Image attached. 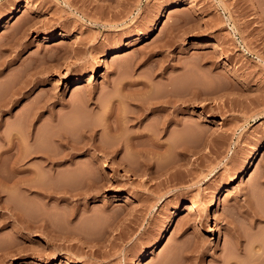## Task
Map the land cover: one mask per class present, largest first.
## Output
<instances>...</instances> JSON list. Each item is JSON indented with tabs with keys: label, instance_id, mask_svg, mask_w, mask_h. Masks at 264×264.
Wrapping results in <instances>:
<instances>
[{
	"label": "rangeland",
	"instance_id": "374dc122",
	"mask_svg": "<svg viewBox=\"0 0 264 264\" xmlns=\"http://www.w3.org/2000/svg\"><path fill=\"white\" fill-rule=\"evenodd\" d=\"M0 21V264H264V0H0ZM126 111L140 153L102 125Z\"/></svg>",
	"mask_w": 264,
	"mask_h": 264
},
{
	"label": "bare ground",
	"instance_id": "6f19581e",
	"mask_svg": "<svg viewBox=\"0 0 264 264\" xmlns=\"http://www.w3.org/2000/svg\"><path fill=\"white\" fill-rule=\"evenodd\" d=\"M20 12H21V9H20V7H19V8L16 9L15 13H20ZM161 17H164V14H161L160 18H161ZM160 18H159V19H160ZM12 19H13V14H11V16L8 17L7 24H8ZM159 19H158V20H159ZM2 24H3V22L0 21V26H1ZM48 36H50V35L48 34ZM48 36H46V39H45V40H48V38H49ZM118 49H119L118 52L121 51V50H120L121 48H118ZM106 56H107V55H106ZM102 69H103L102 66H98V69H97L96 71L99 72V71H101ZM97 72H96V73H97ZM77 83H78V82H77ZM92 90H93V89H92ZM90 92H91V91H90ZM91 93H92V92H91ZM91 93H90V94H91ZM90 94H89V95H90ZM91 96H92V95H91ZM89 98H90V97H89ZM87 101H88V100H87ZM86 103H87V102H86ZM142 103H144V102L142 101ZM142 103H141V104H142ZM158 103H159V102H158ZM90 104H91V103H90ZM150 104H151V103H150ZM150 104H148V105H150ZM86 105H87V104H86ZM86 105H85L84 108H86ZM88 105H89V104H88ZM109 105H110V104H109ZM138 105H139V104H138ZM142 105H144V104H142ZM142 105H141V107H142ZM151 105H152V104H151ZM144 106H147V105H144ZM64 107H65V106H64ZM106 107H107V106H106ZM178 107H179V106H178ZM103 108H105V106H104ZM108 108H110V107H108ZM118 108H119V107H118ZM144 108H145V107H144ZM146 108L148 109L149 107H146ZM64 109H66V108H64ZM87 109H88V108H87ZM92 109H93V108H92ZM121 109H122V108H121ZM147 109H146L145 111H147ZM150 109H152V108L150 107ZM103 110H104V109H103ZM110 110H111V109H110ZM118 110H119V109H118ZM141 110H142V109H141ZM176 110H179V109H176ZM106 111H107V109H106ZM106 111L104 110V112H106ZM120 111H121V110H120ZM145 111H143V113H144ZM156 111H158V110H156ZM109 112H110V111H109ZM112 112H113V111H112ZM122 112H123V111H121V113H122ZM125 113H127V111H126ZM125 113H124V114H125ZM103 114H105V113H103ZM107 114H109V113H107ZM110 114H111V112H110ZM112 114H113V113H112ZM124 114H123V115L121 114L123 118H121V117H120L121 119L118 118V119H119L118 121H117V119H115V121H116L118 127H117V126H116V127L114 126V124H116V123H114L113 121H112V123H111L110 121H107V120H111V119H106V117H105V119H106L107 122H104L105 124H104V123L102 124V125L105 126V129H106L107 134H108L107 136H109V137H110V136H114V137H115V141H116V137H118V138L120 137L122 140H123V139L128 140V138H126V137H128V136H126L125 132L123 133L124 136L121 137L122 130H120V129H122L121 126H123V125L121 124V126H120V125L118 124L119 122L123 121V119L126 120L127 117L130 115L129 113H127L126 116H125L126 118H125V117H124ZM128 114H129V115H128ZM117 115H119V113H118ZM127 115H128V116H127ZM105 116L108 117V115H105ZM109 116H110V115H109ZM119 116H120V115H119ZM108 118H109V117H108ZM128 119H129V118H128ZM128 119L126 120V123H127ZM137 119H138V118H137ZM112 120H114V119H112ZM131 120H132V119H131ZM131 120H130V121H131ZM134 120H135V119H134ZM104 121H105V120H104ZM130 121H129V122H130ZM129 122H128V123H129ZM139 122H140V121H139ZM162 124H163V123H162ZM164 124H165V123H164ZM124 125H126V124H124ZM127 125L129 126V124H127ZM161 126H162V125H161ZM168 126H169V125H168ZM119 127H120V128H119ZM125 127H126V126H125ZM125 127H124V128H125ZM165 127H166V125H165ZM114 128H115L116 130H115ZM147 129H148V128H147ZM147 129H146V131H148ZM161 129H162V128H161ZM124 130H125V129H124ZM126 130H127V129H126ZM126 130H125V131H126ZM144 130H145V129H143V132H145ZM91 131H93V130H90V132H91ZM149 131H150V129H149ZM149 131H148V132H149ZM163 131H164V130H163ZM163 131H162V133H163ZM84 132H85V131H84ZM90 132H89V133H90ZM136 132H137V131H136ZM85 133H86V132H85ZM96 133H97V132H96ZM132 133H135V132H131V134H132ZM152 133H153V132H152ZM83 134H84V133H83ZM149 134H150V133H149ZM149 134H147V133H145V134H144V133H143V134H142V133H139L138 136L136 135L137 137L134 136V135H133V136L131 135V137H129V140H128L127 142L125 141L126 144H124V145H125L124 148L127 147L128 149H130V152H131V153H132L131 150H134V151H135V154L138 153V152L140 151V148H139V145H140V144H139V145L137 144V143H139V142H138V139H139V138H145V137L150 138L151 136H150ZM155 134H156V133H155ZM88 135H91V137L88 136ZM88 135H87V136L90 137L89 139H91V138L94 137V134H92V133H90V134H88ZM127 135H128V134H127ZM129 135H130V134H129ZM156 135H157V136H160V134H159V135L156 134ZM156 135H155V136H156ZM152 136H154V135H152ZM64 137H65V136H64ZM114 137H113V138H114ZM111 138H112V137H111ZM118 138H117V139H118ZM147 138H146V139H147ZM155 138H157V137H155ZM66 139H67V143H66V145H67L68 142H70V141H68V140H69L68 137L65 138V141H66ZM87 139H88V138H87ZM89 139H88V140H89ZM136 139H137V143H136V141H135ZM152 139H153V138H152ZM63 140H64V139H63ZM118 140H119V139H118ZM142 140H145V139H142ZM142 140H141V142H142ZM115 141H114L113 143H115ZM153 141H155V140L153 139ZM156 141H157V140H156ZM60 142L62 143V138L60 139ZM73 142H75V141H72L71 143H73ZM109 142H110V144H111L112 141L110 140ZM117 142H120V140L117 141ZM123 142H124V140H123ZM141 142H140V143H141ZM145 142H146V141H145ZM145 142H144V143H145ZM150 142H151V141H149V143H150ZM157 142H158V141H157ZM63 143H64V141H63ZM75 143H77V142H75ZM79 143H80V142H79ZM81 143H82V142H81ZM85 143H86V142H85ZM85 143H84V144H80V145H84L83 147H82V146H81V147H80V146L76 147V146H77V145H76V146H71V148H70V147H69V148L72 149V150L74 151V153L85 152L86 149L89 148L88 144L86 143V144H87V145H86ZM142 143H143V142H142ZM155 143H156V142H154V143L151 142V144H154V147H153V145H151V146L154 148V150H155V148H156L155 146H157V145H155ZM64 144H65V143H64ZM77 144H78V143H77ZM116 144H118V143H116ZM116 144H113V145H116ZM122 144H123V143L121 142V145H122ZM61 145H62V144H61ZM89 145H90L91 147L95 148V149H99L98 151H100V152L105 151V154H106L107 152L110 153V152H114V151H115V153H116V151H117V146H118V145H116V148H114V146L112 145V147H113L112 150H114V151H110V150H109V151H110V152H109L108 150H106L105 148H103V147H101V146L92 145V143L89 144ZM101 145H102V144H101ZM106 145H108V144H106ZM119 145H120V144H119ZM147 145H149V148H150V144L147 143ZM87 146H88V147H87ZM103 146H105V145H103ZM110 146H111V145H110ZM110 146H109V147H110ZM141 146H142V145H141ZM141 146H140V147H141ZM143 146H144V144H143ZM159 146L162 148V145H159ZM164 146H165V145H164ZM86 147H87V148H86ZM121 147H122V146H121ZM146 147H147V146H146ZM152 147H151V149H152ZM93 148H92V149H93ZM107 148H108V147H107ZM127 148H126V150H127ZM143 148H145V147H142L141 149H143ZM95 149H94V152H95ZM108 149H109V148H108ZM151 149H150V150H151ZM159 149H160V148H159ZM163 149H164V148H163ZM165 149H166V147H165ZM72 150H70V151L72 152ZM119 150H121L120 147H119ZM122 150H123V149H122ZM124 150H125V149H124ZM143 150H144V149H143ZM143 150H142V151H143ZM154 150H153V151H154ZM134 151H133V152H134ZM153 151H152V152H153ZM155 151H156V150H155ZM71 152H69V153H71ZM145 152H146V149H145ZM158 152H159V151H158ZM160 152H161V149H160ZM67 153H68V152H67ZM69 153H68V154H69ZM117 153H118V152H117ZM128 153H129V152H128ZM139 153H140V152H139ZM153 153H154V152H153ZM68 154H67V155H68ZM72 154H73V153H72ZM103 154H104V153H103ZM105 154H104V155H105ZM129 154H130V153H129ZM159 154H160V156L162 157L161 153H159ZM130 155H131V154H130ZM140 155H141V154H140ZM148 155H149V153H148ZM150 155H151V154H150ZM131 156H133V155H131ZM142 156H143V155H142ZM68 157H69V156H68ZM135 157H136V156H135ZM148 157H149V156H148ZM151 157H152V156H151ZM154 157H155V155H154ZM137 158H138V155H137ZM140 158H142V157H140ZM127 159H128V158H127ZM127 159H126V162H127ZM146 159H147V158H146ZM151 159H152V158H151ZM154 159H155V158H154ZM158 159H159V158L157 157L156 160H158ZM132 160H134V159H132ZM137 160H138V159H137ZM137 160H136V161H137ZM139 160H140V159H139ZM142 160H143V158H142ZM152 160H153V159H152ZM159 160H160V159H159ZM120 161H121V160H120ZM130 161H131V160H130ZM131 162H132V161H131ZM143 162H144V163H145V162L147 163V160L145 161V159H144ZM113 163H114V162H113ZM120 163H122V162H120ZM144 163H143V164H144ZM150 163H152V161H151V162L148 161V163H147L148 166L150 165ZM154 163H156V162L154 161ZM123 164H124V163H123ZM128 164H129V162H128ZM132 164H133V163H132ZM134 164H135V162H134ZM247 164H248V165H247L245 171H244V172H236V173H235V176H234L233 179H240V177H241L242 175H244V174L247 175V174L253 169V167H254V165H255V156H252V157L249 159V161H248ZM145 165H146V164H145ZM128 171H129V168H128ZM128 171H127V172H128ZM131 172H132V170H131ZM131 172H130V173H131ZM130 173H129V174H130ZM133 173H134V172H133ZM219 198H220V194L217 195V196H215V197L213 198V201H212V203H211V208H210V209L213 210V208H216V207H217V205H218V201H219ZM187 211H189V212H199V211H201V209L199 208V206H197V207H196V206H190V207L187 209ZM171 226H172V224H170V225L164 230V232H167L168 230H170ZM163 238H164V236L162 235V236L158 239L157 243L154 244V246H153L149 251H147V252L144 254V258L150 257L151 255H154L155 253H157V251L160 249V245H159V244L161 243V241H162Z\"/></svg>",
	"mask_w": 264,
	"mask_h": 264
}]
</instances>
